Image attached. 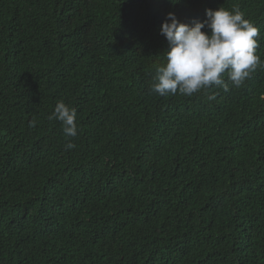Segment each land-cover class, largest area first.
<instances>
[{
  "label": "trees",
  "instance_id": "trees-1",
  "mask_svg": "<svg viewBox=\"0 0 264 264\" xmlns=\"http://www.w3.org/2000/svg\"><path fill=\"white\" fill-rule=\"evenodd\" d=\"M234 5L264 60V0H0V264H264V69L149 91L166 14Z\"/></svg>",
  "mask_w": 264,
  "mask_h": 264
},
{
  "label": "clouds",
  "instance_id": "clouds-1",
  "mask_svg": "<svg viewBox=\"0 0 264 264\" xmlns=\"http://www.w3.org/2000/svg\"><path fill=\"white\" fill-rule=\"evenodd\" d=\"M205 16L189 24L179 21L172 12L166 14L159 31L169 46L163 52L165 63L155 68L150 93L191 97L213 87L227 92L225 77L238 89L258 68L264 69V60L256 54L259 29L245 18L238 5L231 10L205 9ZM207 98L214 100L215 93ZM76 114L74 107L58 101L47 117L60 123L63 135L69 138L67 150L75 148L71 138L78 135Z\"/></svg>",
  "mask_w": 264,
  "mask_h": 264
}]
</instances>
